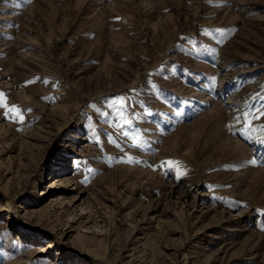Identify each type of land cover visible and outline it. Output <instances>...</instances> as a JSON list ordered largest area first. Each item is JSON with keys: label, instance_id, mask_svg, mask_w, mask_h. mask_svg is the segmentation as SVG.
Instances as JSON below:
<instances>
[{"label": "rangeland", "instance_id": "obj_1", "mask_svg": "<svg viewBox=\"0 0 264 264\" xmlns=\"http://www.w3.org/2000/svg\"><path fill=\"white\" fill-rule=\"evenodd\" d=\"M0 94V264H264V0H0Z\"/></svg>", "mask_w": 264, "mask_h": 264}, {"label": "snow or ice", "instance_id": "obj_2", "mask_svg": "<svg viewBox=\"0 0 264 264\" xmlns=\"http://www.w3.org/2000/svg\"><path fill=\"white\" fill-rule=\"evenodd\" d=\"M23 2L26 3V4H30V3H32V0H23ZM217 31H218V34H219L220 36H225V35L228 34V33L226 32V30H223V29H221V30H217ZM45 83H47V81H45ZM0 95H2V94H0ZM115 103H116V102L113 101L112 104H111L110 106H115ZM255 111H256L257 113H259L258 116H253V114L245 113V114H244L245 118H246V119H250V118H256V119H259L260 117L264 116V105H262L261 108L256 109ZM6 115H7V113H6ZM20 119H22V117H21ZM124 135L127 136L128 134H127V133H124ZM132 146H133V147H139L138 144H134V145H132ZM137 163H139V162L137 161ZM166 163L171 164V163H173V162H172V161H167ZM251 163H252V164H256V160L253 159V160L251 161ZM262 166H264V165H262ZM262 230H264V228H262Z\"/></svg>", "mask_w": 264, "mask_h": 264}, {"label": "bare ground", "instance_id": "obj_3", "mask_svg": "<svg viewBox=\"0 0 264 264\" xmlns=\"http://www.w3.org/2000/svg\"><path fill=\"white\" fill-rule=\"evenodd\" d=\"M199 94H201V96H204L205 94H208V93H206V89H204V90H202ZM197 95V94H196ZM207 95H205V97H206ZM200 98V97H199ZM213 97H210L209 95H208V97H207V102H210V101H213ZM205 101V100H204ZM206 102V101H205ZM201 104V103H200ZM207 104V103H206ZM203 106V105H202ZM206 107V106H205ZM207 111V110H206ZM236 144H238L239 145V143L238 142H235ZM237 146V145H236ZM237 147H239V146H237ZM236 148V147H235ZM244 148V147H243ZM241 146H240V153L241 152H243L244 151V149H243ZM243 154V153H242ZM248 155V154H247ZM247 157V156H246ZM245 212V211H244Z\"/></svg>", "mask_w": 264, "mask_h": 264}]
</instances>
